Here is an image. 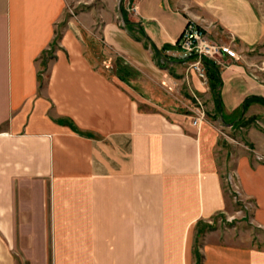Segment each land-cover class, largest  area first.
<instances>
[{
	"label": "crops",
	"instance_id": "crops-1",
	"mask_svg": "<svg viewBox=\"0 0 264 264\" xmlns=\"http://www.w3.org/2000/svg\"><path fill=\"white\" fill-rule=\"evenodd\" d=\"M66 5L0 0V264H264V247L212 225L236 217L264 229V127L254 119L264 82L247 57L264 39L254 1L125 0L132 31L112 14L99 27L122 64L112 76L77 31L57 38ZM191 19L237 55L214 62L220 97L179 59ZM158 85L173 95L189 86L248 143L207 116L193 125Z\"/></svg>",
	"mask_w": 264,
	"mask_h": 264
},
{
	"label": "rangeland",
	"instance_id": "rangeland-1",
	"mask_svg": "<svg viewBox=\"0 0 264 264\" xmlns=\"http://www.w3.org/2000/svg\"><path fill=\"white\" fill-rule=\"evenodd\" d=\"M253 1L255 3V7L259 16H261V18L264 20V0ZM121 6L122 9L124 8V10L127 12L128 19L131 21V18L128 14L129 11L126 9L125 6V0H123ZM102 13L105 14V17L101 15ZM111 14L112 18L117 19L118 21L126 24V22H124L122 19V11L120 10V0H67L65 12L57 26V38L61 37V35H63L62 33L67 31L68 29H73L77 31L79 37L85 39L88 44L86 51L87 56L93 61V63L99 70L111 76L117 73L123 75L124 72L121 70L122 64L120 65V62L118 61L119 59L116 58L117 55L115 51H113V49L106 45V43L102 39V36L100 35L99 27L103 25L105 21L111 19ZM79 28L80 30L78 31ZM137 37L143 40L146 43L145 45H148V42L146 41L145 37L142 36L140 33H137ZM54 47H52V49H49V53L47 52V54H45V57L47 59L51 58L50 56L51 54H53ZM247 55V57H249L250 59L252 57L251 60L253 61V64L251 65V68L253 73L257 74V76L261 78V80H263L264 82V39L261 44L255 47L254 50H249L247 52ZM166 56L164 55L165 58L161 59L157 52H153V58L155 62L158 61L161 65L169 66V62ZM179 59L185 60L184 57H180ZM186 61L187 63L185 64V67L187 72L192 68L190 66V62H188V60ZM157 69V72L153 71V73H158L159 71ZM143 79H147V77H144ZM157 87L159 91L165 93L164 87L162 85H158ZM180 91L181 92L173 90L172 92H174L175 95L170 94V92L168 91L165 94H170V99L168 101L171 102L172 100L175 103V107L179 111H183L184 113L188 114H190L189 112H191L192 114L190 115L193 116L194 112L190 110V107H196L199 105L196 97L193 95L189 86L187 89L183 88ZM202 102H204L205 106V117L207 116L209 117V119H213L215 124L224 130V132L221 130L222 133L227 132L226 135H229V138L231 137L239 141H246V143H248L244 135V131L242 129H240L239 127L235 129L226 126L221 120V117L219 116L217 110H209L207 107V102L203 100ZM143 107L145 109H150L152 105L145 103L143 104ZM154 108L157 107L154 106ZM255 118H260V120L262 121L260 125L264 127V113L262 112L261 116L257 115L254 117V119ZM231 138L230 140H232ZM225 176L227 177V173L225 174ZM226 177V188L228 189V192L232 196V198L236 200L233 194L231 193V189L229 188V182ZM235 202L236 207L242 206V202L238 200H236ZM240 220L241 219L239 218L237 219L236 217H232V219H227L221 222L216 221L212 225L214 226L218 224V227H221L222 229L233 233L236 239H241L246 244L251 243L252 245L257 247H264V229L256 227L249 222H239Z\"/></svg>",
	"mask_w": 264,
	"mask_h": 264
},
{
	"label": "built area",
	"instance_id": "built-area-1",
	"mask_svg": "<svg viewBox=\"0 0 264 264\" xmlns=\"http://www.w3.org/2000/svg\"><path fill=\"white\" fill-rule=\"evenodd\" d=\"M177 44L183 52L185 59L191 55L196 56L190 60V66L203 82L206 83L208 82V74L205 68L204 58L219 65L225 64L223 59L225 55L237 58L232 46L212 37L206 26L198 24L193 19L188 21ZM196 99L199 105L193 111L195 114L192 120L193 125H197L199 119L205 116L201 100L198 97ZM228 181L232 182L231 177Z\"/></svg>",
	"mask_w": 264,
	"mask_h": 264
},
{
	"label": "trees",
	"instance_id": "trees-1",
	"mask_svg": "<svg viewBox=\"0 0 264 264\" xmlns=\"http://www.w3.org/2000/svg\"><path fill=\"white\" fill-rule=\"evenodd\" d=\"M123 12H124L125 18H126V21H125L126 22V26L129 28V30L132 31V29L134 28L136 23H134V22H132V21H130L128 19L127 12L124 10V8H123ZM139 33L142 36H144L147 39V41L149 40L147 34L145 33V31L143 29L139 28ZM135 37H137V36H135ZM137 38L139 39V37H137ZM156 52H157V54H159V53L161 54L160 51H156ZM45 54H47V53H45ZM45 54L43 56V60H44L43 63L44 64H46V62H47L46 61L47 58L45 57ZM50 57H52V54H51ZM162 57H164V55H162ZM195 57H196L195 55H191V56H188L186 59L191 60V59H194ZM204 63H205V66L207 67L206 69H207V74H208V78H209L210 88L217 96L220 97V87L222 86V79H221V76H220V69L218 68V66L213 61H211V60H209L207 58H204ZM260 99H262V98H260ZM262 100L264 101V99H262ZM246 105H248V99L246 101ZM222 108H223L222 103H221V101H219L218 104H217L218 111L219 112L222 111Z\"/></svg>",
	"mask_w": 264,
	"mask_h": 264
},
{
	"label": "water",
	"instance_id": "water-1",
	"mask_svg": "<svg viewBox=\"0 0 264 264\" xmlns=\"http://www.w3.org/2000/svg\"><path fill=\"white\" fill-rule=\"evenodd\" d=\"M122 2H123V0H120V10L122 11V19L125 22L126 19H125V16H124V13H123V9H122V6H121Z\"/></svg>",
	"mask_w": 264,
	"mask_h": 264
}]
</instances>
